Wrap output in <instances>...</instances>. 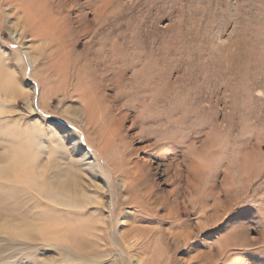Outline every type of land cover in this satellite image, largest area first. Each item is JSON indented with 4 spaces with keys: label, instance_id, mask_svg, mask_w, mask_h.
I'll use <instances>...</instances> for the list:
<instances>
[{
    "label": "rangeland",
    "instance_id": "374dc122",
    "mask_svg": "<svg viewBox=\"0 0 264 264\" xmlns=\"http://www.w3.org/2000/svg\"><path fill=\"white\" fill-rule=\"evenodd\" d=\"M65 1L77 75L45 70L41 40L0 13V171L18 166L0 178V264H264V0ZM74 89L118 139L106 159L150 168L134 192L75 162L74 141L91 151ZM54 181L82 198H45Z\"/></svg>",
    "mask_w": 264,
    "mask_h": 264
},
{
    "label": "bare ground",
    "instance_id": "6f19581e",
    "mask_svg": "<svg viewBox=\"0 0 264 264\" xmlns=\"http://www.w3.org/2000/svg\"><path fill=\"white\" fill-rule=\"evenodd\" d=\"M73 5V3L66 2L65 0H0V13L2 12L3 8L13 11V16L15 17L16 23L18 27L22 29L21 35H29L33 38H37L41 40L42 46H44V48H48L49 52H46L44 48L43 50L39 51L40 59L48 64L47 66L45 65V70L53 68L55 64L58 65L59 68L61 67L63 73H65L67 76L70 75L69 71H71V74L74 75L80 70H83V66L81 67L80 65L78 66L77 64L71 62V57H73L70 52L71 49L70 51L66 50L65 52V45L62 41L64 40V35L61 25L66 18L69 19V13L73 9ZM103 12L104 9L96 7L94 9L95 19H101L103 17ZM1 19L2 18L0 14V20ZM81 20L82 17L79 16V21ZM56 57L59 59L55 63ZM28 59L34 66L35 63L33 58L28 57ZM37 80L39 81L38 101L42 104L44 94L46 93V86H48L50 96H52L54 92L52 91L50 84L45 83L43 79L37 78ZM74 91L76 92L77 100L81 105L78 111L81 118H76L75 121H77L79 124H82L84 128L81 129L79 126L75 127L81 131L83 144L90 149L91 153H93L92 155L96 156L94 163H90L91 161L88 162V160H90L91 153L88 154L81 151L78 142L74 141L75 153L80 152L78 155L80 158L76 159L75 162L82 168V171L87 173L95 172L96 168L100 169L105 173L109 180L111 179L110 182H112L113 177L118 175L124 178V180L127 179L126 184L127 187H129V190L127 191L134 192L137 188H139V184L143 183L142 181L145 180L144 182H146L151 174L150 168L147 167V164L145 163L141 164L139 162H134L131 159L132 154L128 153L129 150L126 149V151L123 150L119 153L118 159H106L107 151L116 145L118 139L116 140V135L110 136L105 133L99 124V98L93 90L85 91L84 89H74ZM41 109L45 112V106L43 104ZM72 122L74 123V121ZM69 136L71 135L69 134ZM92 137L94 138L95 143L90 140ZM119 141L121 142L122 139L120 138ZM17 169L18 166L13 163L12 165L8 166L5 171H0V178L6 177L7 174L9 175L12 173V170L16 171ZM52 189L53 192H43L42 195L45 198H48L52 195L56 197V195L58 196L61 193L68 192L71 195L69 206L75 205L76 202L79 201L78 199L82 198V194L74 182L66 187L62 183L57 184V182L54 181ZM110 192L113 193L115 191L110 190ZM3 210V206L0 205L1 215H4L2 213ZM7 213L9 212L7 211Z\"/></svg>",
    "mask_w": 264,
    "mask_h": 264
},
{
    "label": "snow or ice",
    "instance_id": "6c2138e0",
    "mask_svg": "<svg viewBox=\"0 0 264 264\" xmlns=\"http://www.w3.org/2000/svg\"><path fill=\"white\" fill-rule=\"evenodd\" d=\"M259 95H262V96H264V93H259ZM109 264H110V261H109Z\"/></svg>",
    "mask_w": 264,
    "mask_h": 264
}]
</instances>
